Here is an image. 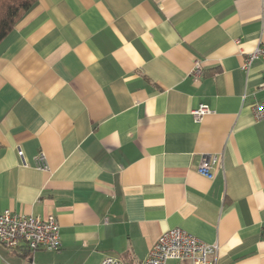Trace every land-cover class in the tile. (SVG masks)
I'll use <instances>...</instances> for the list:
<instances>
[{"label": "crops", "instance_id": "1", "mask_svg": "<svg viewBox=\"0 0 264 264\" xmlns=\"http://www.w3.org/2000/svg\"><path fill=\"white\" fill-rule=\"evenodd\" d=\"M260 42L264 0H38L0 41V210L54 215L61 248L0 264H143L175 227L264 264Z\"/></svg>", "mask_w": 264, "mask_h": 264}, {"label": "built area", "instance_id": "2", "mask_svg": "<svg viewBox=\"0 0 264 264\" xmlns=\"http://www.w3.org/2000/svg\"><path fill=\"white\" fill-rule=\"evenodd\" d=\"M254 59H261L264 63V42H260L255 49L246 55L242 68L248 69ZM198 79L202 74V66L195 61L191 71ZM264 92V78L258 87ZM210 112L206 105H199L191 111L193 118L198 121ZM252 113L256 120L264 119V98L252 106ZM17 155L26 165L23 151L18 149ZM218 154L204 155L199 161L197 170L200 174L211 177L209 171L219 161ZM35 166L42 171L48 170L46 156L40 152L35 157ZM54 215L45 217L13 212L9 209L0 210V244L10 250L24 245L29 251L45 249L59 251L61 248L60 229ZM218 252L216 243L208 244L200 241L192 234L180 227L163 232L150 248L143 264H215ZM99 264H122L116 258L106 257Z\"/></svg>", "mask_w": 264, "mask_h": 264}, {"label": "trees", "instance_id": "3", "mask_svg": "<svg viewBox=\"0 0 264 264\" xmlns=\"http://www.w3.org/2000/svg\"><path fill=\"white\" fill-rule=\"evenodd\" d=\"M38 0H0V41Z\"/></svg>", "mask_w": 264, "mask_h": 264}]
</instances>
